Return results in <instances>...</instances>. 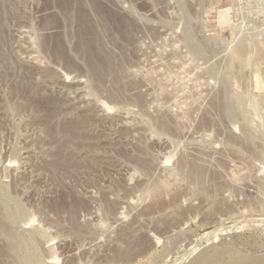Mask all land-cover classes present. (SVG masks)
Returning <instances> with one entry per match:
<instances>
[{
	"label": "rangeland",
	"instance_id": "rangeland-1",
	"mask_svg": "<svg viewBox=\"0 0 264 264\" xmlns=\"http://www.w3.org/2000/svg\"><path fill=\"white\" fill-rule=\"evenodd\" d=\"M179 262L264 264V0H0V264Z\"/></svg>",
	"mask_w": 264,
	"mask_h": 264
},
{
	"label": "bare ground",
	"instance_id": "bare-ground-1",
	"mask_svg": "<svg viewBox=\"0 0 264 264\" xmlns=\"http://www.w3.org/2000/svg\"><path fill=\"white\" fill-rule=\"evenodd\" d=\"M227 12L228 11H226V10H220L219 11V13H218V23H219V25L220 26H224V25H227L229 22H228V18H227ZM236 40V39H235ZM58 48L60 49V50H62L61 48V45L60 44H58ZM95 54V53H94ZM258 77H256V79H257ZM170 160V157H168L167 159H166V162H168ZM224 232V231H223ZM219 233H220V230H216V231H213V232H210V233H208V234H205L204 236H203V238H201L200 240H199V242L193 247V249H192V254L193 253H195V252H197L200 248H201V246H202V244H203V241L204 240H207V239H210V238H217L218 236H219ZM177 264H181L180 262L179 263H177Z\"/></svg>",
	"mask_w": 264,
	"mask_h": 264
}]
</instances>
